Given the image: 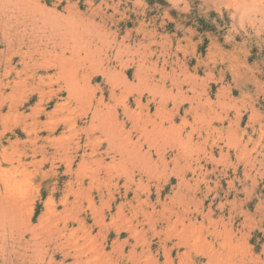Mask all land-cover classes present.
I'll use <instances>...</instances> for the list:
<instances>
[{
	"label": "rangeland",
	"instance_id": "374dc122",
	"mask_svg": "<svg viewBox=\"0 0 264 264\" xmlns=\"http://www.w3.org/2000/svg\"><path fill=\"white\" fill-rule=\"evenodd\" d=\"M0 264H264V0H0Z\"/></svg>",
	"mask_w": 264,
	"mask_h": 264
},
{
	"label": "bare ground",
	"instance_id": "6f19581e",
	"mask_svg": "<svg viewBox=\"0 0 264 264\" xmlns=\"http://www.w3.org/2000/svg\"><path fill=\"white\" fill-rule=\"evenodd\" d=\"M16 21V20H15ZM29 22V21H28ZM46 25V24H45ZM6 26V25H5ZM32 26V25H31ZM51 27V26H50ZM25 28V27H24ZM37 29H39V28H37ZM60 29V28H59ZM65 30V29H64ZM67 30V29H66ZM2 31V30H1ZM3 33H5V32H2V34ZM37 33V32H36ZM51 33V32H50ZM65 33H66V31H65ZM38 34V33H37ZM64 36H66V35H64ZM67 37V36H66ZM60 38V37H59ZM10 39V38H9ZM30 39V38H29ZM64 43V42H63ZM57 44V43H56ZM48 45V44H47ZM54 48V47H53ZM59 59V58H58ZM60 65V64H59ZM78 65V64H77ZM81 65V64H80ZM68 70V69H67ZM66 71V70H65ZM76 82H78V81H76ZM80 85V84H79ZM82 88V87H81ZM80 90V89H79ZM84 92V91H83ZM3 93V92H2ZM1 93V94H2ZM79 93V92H78ZM8 95V94H7ZM4 97V96H3ZM6 98H7V96H6ZM256 112V111H255ZM129 116V115H128ZM127 116V117H128ZM33 139V138H32ZM118 139V138H117ZM114 140V139H113ZM119 140V139H118ZM30 141V140H29ZM110 142V141H109ZM111 143H112V140H111ZM115 145V144H114ZM111 149H113V148H111ZM117 150V149H116ZM91 151V150H90ZM86 152V151H85ZM89 152V151H88ZM69 159V158H68ZM84 160V159H83ZM141 182V181H140ZM98 219V218H97Z\"/></svg>",
	"mask_w": 264,
	"mask_h": 264
}]
</instances>
